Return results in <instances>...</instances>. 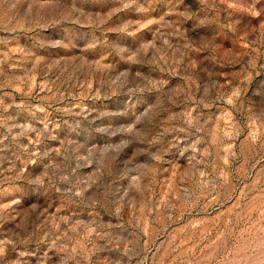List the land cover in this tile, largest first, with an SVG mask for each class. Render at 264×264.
Listing matches in <instances>:
<instances>
[{
    "label": "rangeland",
    "instance_id": "obj_1",
    "mask_svg": "<svg viewBox=\"0 0 264 264\" xmlns=\"http://www.w3.org/2000/svg\"><path fill=\"white\" fill-rule=\"evenodd\" d=\"M0 264H264V0H0Z\"/></svg>",
    "mask_w": 264,
    "mask_h": 264
}]
</instances>
